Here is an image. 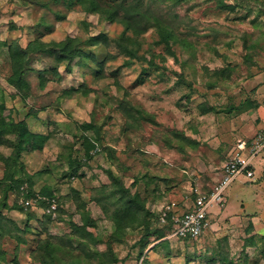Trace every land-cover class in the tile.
I'll use <instances>...</instances> for the list:
<instances>
[{
	"label": "rangeland",
	"instance_id": "374dc122",
	"mask_svg": "<svg viewBox=\"0 0 264 264\" xmlns=\"http://www.w3.org/2000/svg\"><path fill=\"white\" fill-rule=\"evenodd\" d=\"M68 1L0 0V117L51 135L42 150L24 151L21 164L1 143L0 181L25 172L57 204L50 213L39 193H9L8 206L0 203V264H264V156L252 176L232 183L225 206L211 208L213 226L202 237L153 233L165 205L184 209L196 188L212 190L239 141L240 89L264 74V0H147L171 22L169 43L156 28L135 35ZM100 33L108 45H91ZM33 41H70L76 52L59 62L31 53L20 91L10 81V47ZM87 137L103 151L89 157ZM108 171L136 199L139 219L125 229ZM47 242L55 251L48 263L38 254Z\"/></svg>",
	"mask_w": 264,
	"mask_h": 264
},
{
	"label": "trees",
	"instance_id": "16d2710c",
	"mask_svg": "<svg viewBox=\"0 0 264 264\" xmlns=\"http://www.w3.org/2000/svg\"><path fill=\"white\" fill-rule=\"evenodd\" d=\"M68 1V0H67ZM182 0H174L176 4L180 3ZM70 4L76 2L80 5H83L84 11L100 13L105 19L110 22L120 23L125 27L127 31L134 33L135 35H142L146 33L151 28L158 29L162 39L169 43L173 40L175 35V30L171 25V22L160 14L152 12L153 10L150 6L147 5V0H69ZM221 2V0H220ZM234 9V7H232ZM232 9V10H233ZM126 38H122V41L125 42ZM36 41H33L28 45L27 48L23 49L19 46L18 42H14L12 47H10L11 59L13 65V76L11 77V83L16 85V87L22 90L23 87H28V81L26 79L25 73L27 69V64L30 60V54L33 52H43L49 53L57 57L58 62L62 61L63 58L67 56H73L76 52V45L72 46L67 41L66 43H53L52 45L43 44L42 46L36 47ZM91 45H108L107 35L100 33L97 37L92 39ZM125 51L134 54L133 51H130L128 47L123 44ZM48 82V81H45ZM20 90V91H21ZM22 99H27V94H21ZM4 110H10L7 107ZM4 111V112H5ZM11 113V112H10ZM14 135L13 140L7 141L8 135ZM6 137V138H5ZM51 138L49 133H39L32 130L26 120L14 121L10 118L9 121H6L5 116L0 117V144L10 142L14 148L13 160L18 164H21V156L24 151H35L42 150L46 142ZM86 142L91 148V155L93 157V152L101 149V143L97 137H87ZM90 154V152H89ZM6 161L3 157H1ZM2 160V161H3ZM74 166V165H73ZM109 175L113 182V189H115V195L121 194L122 208L118 209L115 212V220L117 221L118 228L122 229L127 226L129 219L131 222H135L139 219V214L134 207L136 199L130 198L128 195H125V189L123 183L119 177L115 176L112 171H108ZM8 178V176L6 177ZM14 176H11L9 180L0 181V187H3V192L1 195V205L7 207V199L11 191H15L20 195L21 198L29 199L37 195H41L46 199L55 198L53 190H50L48 187L43 188L41 191L36 192L34 189L35 182L28 176L27 173L23 172L22 176L19 179H13ZM40 200L37 204L42 207L44 210L48 208L46 200ZM59 201V198H58ZM60 204V203H59ZM60 206V205H59ZM58 211L60 209L58 207ZM57 211V212H58ZM45 215L51 217L52 215L44 213ZM0 220H1V210H0ZM159 225L154 229L153 233L157 235L158 239L165 237L167 234L173 230V224L171 221L163 224L160 220V215L158 218ZM187 240V239H180ZM39 256H43L45 261L48 263L55 256V251L51 248V245L47 242L41 245Z\"/></svg>",
	"mask_w": 264,
	"mask_h": 264
},
{
	"label": "built area",
	"instance_id": "2783aa9c",
	"mask_svg": "<svg viewBox=\"0 0 264 264\" xmlns=\"http://www.w3.org/2000/svg\"><path fill=\"white\" fill-rule=\"evenodd\" d=\"M261 155H264V129L259 130L250 141H238L228 161L224 164L222 177L210 192L202 193L196 188L198 196L191 205H186L184 209L175 202L165 205L160 213V220L163 224L172 222L173 230L170 237L187 240H197L202 237L211 227V208L215 205L221 208L227 204L226 193L229 187L242 174L252 176L253 163ZM38 199L49 203L48 212L56 211L57 204L54 199H46L42 196Z\"/></svg>",
	"mask_w": 264,
	"mask_h": 264
},
{
	"label": "crops",
	"instance_id": "0c3cea01",
	"mask_svg": "<svg viewBox=\"0 0 264 264\" xmlns=\"http://www.w3.org/2000/svg\"><path fill=\"white\" fill-rule=\"evenodd\" d=\"M240 90L242 92L241 95L243 101L241 106L243 107V109L236 115V120H238L239 125L241 126L240 128H237V139L250 141L259 130L264 129V74H258L250 80L246 81ZM263 156L264 155H261L260 157L255 159L253 163L254 168L261 161V159H263ZM222 172L219 179L222 176ZM214 184L212 185V187L214 186ZM215 212H212L210 214L211 227L209 228V230L213 226L212 218ZM207 232L208 230L205 232V234Z\"/></svg>",
	"mask_w": 264,
	"mask_h": 264
}]
</instances>
